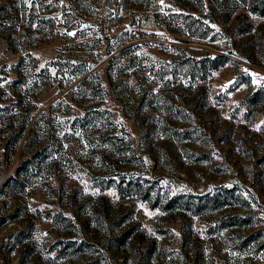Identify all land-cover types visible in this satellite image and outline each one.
Returning a JSON list of instances; mask_svg holds the SVG:
<instances>
[{
	"label": "rangeland",
	"instance_id": "374dc122",
	"mask_svg": "<svg viewBox=\"0 0 264 264\" xmlns=\"http://www.w3.org/2000/svg\"><path fill=\"white\" fill-rule=\"evenodd\" d=\"M251 3L0 0V264H264Z\"/></svg>",
	"mask_w": 264,
	"mask_h": 264
},
{
	"label": "trees",
	"instance_id": "16d2710c",
	"mask_svg": "<svg viewBox=\"0 0 264 264\" xmlns=\"http://www.w3.org/2000/svg\"><path fill=\"white\" fill-rule=\"evenodd\" d=\"M249 2L252 4L251 8L253 11L255 9H258L257 11L259 13H264V0H249Z\"/></svg>",
	"mask_w": 264,
	"mask_h": 264
},
{
	"label": "built area",
	"instance_id": "2783aa9c",
	"mask_svg": "<svg viewBox=\"0 0 264 264\" xmlns=\"http://www.w3.org/2000/svg\"><path fill=\"white\" fill-rule=\"evenodd\" d=\"M255 82L258 87L264 86V74H260L256 77Z\"/></svg>",
	"mask_w": 264,
	"mask_h": 264
}]
</instances>
